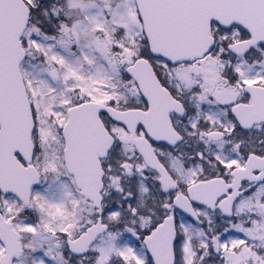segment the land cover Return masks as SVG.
Instances as JSON below:
<instances>
[{"label":"snow or ice","instance_id":"snow-or-ice-1","mask_svg":"<svg viewBox=\"0 0 264 264\" xmlns=\"http://www.w3.org/2000/svg\"><path fill=\"white\" fill-rule=\"evenodd\" d=\"M0 264H264V0H0Z\"/></svg>","mask_w":264,"mask_h":264}]
</instances>
